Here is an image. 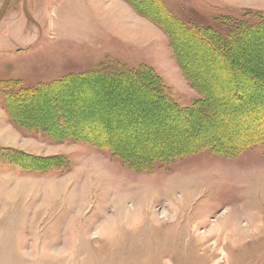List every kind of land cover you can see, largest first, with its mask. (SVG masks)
<instances>
[{"label": "rangeland", "instance_id": "rangeland-1", "mask_svg": "<svg viewBox=\"0 0 264 264\" xmlns=\"http://www.w3.org/2000/svg\"><path fill=\"white\" fill-rule=\"evenodd\" d=\"M112 1L0 0V264H264V142L144 171L117 151L139 148L141 129L127 124L151 100L121 75L91 74L148 65L177 106H191L207 83L228 84L212 75L223 72L219 51L184 26L225 16L254 26L264 0H118L151 25L146 39ZM226 54L264 73L263 27L237 36ZM18 86L43 91L6 103L4 88ZM221 120L229 128L208 127L203 141L216 128L238 129Z\"/></svg>", "mask_w": 264, "mask_h": 264}, {"label": "trees", "instance_id": "trees-1", "mask_svg": "<svg viewBox=\"0 0 264 264\" xmlns=\"http://www.w3.org/2000/svg\"><path fill=\"white\" fill-rule=\"evenodd\" d=\"M260 21L262 22L253 26L243 21H233V18L225 16L219 22H214V24L211 22L201 24V28L194 25L184 26L185 34L183 32L182 34H187L189 39L196 37L201 44L203 41L207 42L211 47L210 49L215 52L219 51V56L215 57L214 60L221 63L223 72L215 71L212 75L218 76L217 79L222 77L221 83L225 80L228 84H224L222 87L218 85V81L206 82L208 84L206 92L204 91V89L206 90V84H202L203 86L199 84L200 90L204 91L202 92L203 97L196 99L195 104L191 106H177L167 93L171 87L164 79L159 77L151 66L142 65V67H136L135 70H132L127 68L128 66L117 62L91 72V74L103 73V76L107 77L110 82H113L111 78H117L115 75H121L120 78H124V84L128 82L126 84L131 88L136 86L138 90L144 92L145 97L151 100L148 103L150 106L144 107L141 113H139L140 111L137 112L134 118L135 121L133 120L132 123L127 124V126L132 125L141 129L136 135L143 134V137L138 136L137 139L141 145L137 149L129 147L125 149L124 145L119 146L120 149L118 150L120 151H117V156L123 160L125 159L133 166H139L140 169L148 171L156 167L154 165L152 168L151 164H156L158 160L163 163L174 157H184L206 148H213L221 154L236 156L241 154V151L264 142V73L259 72L263 74L262 76L254 70L252 71V69L248 70L244 66L234 65L232 64V58L226 54L229 45L236 40L237 36L249 31V29L257 30V26H259V29L262 27L264 29L262 24L264 14ZM212 34L217 35L220 40L212 37ZM82 76L86 77L87 73L77 74L74 78ZM206 77H209V75ZM156 83L159 84L156 85ZM29 91L35 93L43 90H40V87L18 86L15 89L4 88L2 93L4 101L8 103L11 99L23 97L26 95L24 92L28 93ZM208 104L214 107L218 116L216 120L212 116H208L209 113L206 112L210 109ZM6 105L12 109L11 104ZM231 105L234 110L230 109ZM195 118H198L199 121H196ZM223 118L232 119L233 124L230 125L238 127V140L232 136L237 130L230 129L227 136L217 133L219 127H222L223 130L225 127L229 128V122L227 121L228 124H226L221 120ZM203 120L204 122H202ZM162 122L165 125H159ZM260 123H263L262 126ZM215 124L217 126L215 131L210 132L209 138L203 141L205 131ZM155 127L156 129L153 130ZM245 128H250V131ZM95 142H98L100 148L109 145L98 138L95 139Z\"/></svg>", "mask_w": 264, "mask_h": 264}, {"label": "bare ground", "instance_id": "bare-ground-1", "mask_svg": "<svg viewBox=\"0 0 264 264\" xmlns=\"http://www.w3.org/2000/svg\"><path fill=\"white\" fill-rule=\"evenodd\" d=\"M142 4V3H141ZM144 5V4H143ZM112 6V9H116V8H119V10H121L120 11V13L121 12H123L124 13V11L126 12V13H128V15H129V17L128 18H130L132 21H134V26H135V28L134 29H136L137 30V32H139L140 34L138 35V34H136L137 36H140V37H142V38H147L148 36H150L151 34H149V33H152V27H151V25L148 23V22H146L145 20H143V19H140L138 16H137V14L133 11V10H131V9H129L126 5H124V4H122L120 1H118V0H113L112 2H111V4H110V7ZM144 7H146V6H144ZM151 7V6H150ZM146 10V9H145ZM140 12V11H139ZM121 16L123 17V20H121V22L122 23H124V15H120L119 17H120V19H122L121 18ZM126 21V20H125ZM138 30H140V31H138ZM134 31V30H133ZM142 33V34H141ZM133 37V36H132ZM133 38H135V37H133ZM191 38V37H190ZM108 89V88H107ZM95 167H98L97 165H94V164H92L91 166H90V168L92 169V171H94V169H95ZM97 171V170H96ZM93 175V174H92ZM97 178H98V175H97ZM94 180V179H93ZM145 199H148V196H145L144 197Z\"/></svg>", "mask_w": 264, "mask_h": 264}]
</instances>
